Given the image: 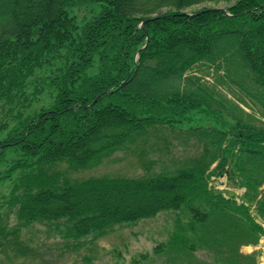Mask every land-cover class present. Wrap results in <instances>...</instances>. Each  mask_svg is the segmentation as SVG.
<instances>
[{"label":"trees","instance_id":"obj_1","mask_svg":"<svg viewBox=\"0 0 264 264\" xmlns=\"http://www.w3.org/2000/svg\"><path fill=\"white\" fill-rule=\"evenodd\" d=\"M199 63L212 87L191 73ZM229 85L264 118V0H0V185L12 184L21 221L64 220L67 238L174 213L167 239L132 264H259L260 251L241 249L264 236L251 212L264 123ZM151 126L184 130L202 153L151 178L50 170L89 169ZM225 172L247 188L242 204L210 188ZM11 235L0 215V237Z\"/></svg>","mask_w":264,"mask_h":264},{"label":"rangeland","instance_id":"obj_2","mask_svg":"<svg viewBox=\"0 0 264 264\" xmlns=\"http://www.w3.org/2000/svg\"><path fill=\"white\" fill-rule=\"evenodd\" d=\"M223 7H226L225 3L204 4L186 12ZM88 11H90L88 6L81 10L85 16L89 15ZM211 74H213L211 69L201 72L202 76ZM206 81L212 84L211 77H206ZM227 88L233 92L227 95L225 89V94L233 101H237L238 94L235 89L230 85ZM239 97L246 99V96L240 94ZM243 108L250 113L255 112H251L249 107ZM147 132L143 136L138 135L129 145L112 152L111 156L102 162L100 160L89 169L77 170L63 163L52 165L50 170L62 174L63 178L71 182L111 176L151 178L173 171L184 164L189 165L202 153V146L188 138L184 130L151 126ZM215 164L213 168L218 165ZM223 175L213 178L210 187L226 196H235L239 202L247 200L245 197L247 188L231 181L226 172L225 176ZM11 190L12 184L9 182L0 185V215L3 217L5 228L12 232L7 240L0 237L3 240L0 245V264H132L133 260L142 254L151 253L156 243L165 241L174 226L175 214L167 211L154 219L118 226L102 237L92 234L81 239L67 238L64 220L21 221L18 217V208L13 206L10 199ZM260 202H264L262 196L253 202L251 211L258 222L264 225V219L258 209ZM259 248H262L264 253V239L255 250ZM251 249L245 247L243 250L250 252ZM261 264H264V254Z\"/></svg>","mask_w":264,"mask_h":264},{"label":"crops","instance_id":"obj_3","mask_svg":"<svg viewBox=\"0 0 264 264\" xmlns=\"http://www.w3.org/2000/svg\"><path fill=\"white\" fill-rule=\"evenodd\" d=\"M252 251V250H251Z\"/></svg>","mask_w":264,"mask_h":264}]
</instances>
